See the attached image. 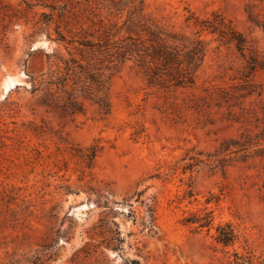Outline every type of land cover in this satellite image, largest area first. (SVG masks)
Listing matches in <instances>:
<instances>
[{
  "label": "rangeland",
  "instance_id": "1",
  "mask_svg": "<svg viewBox=\"0 0 264 264\" xmlns=\"http://www.w3.org/2000/svg\"><path fill=\"white\" fill-rule=\"evenodd\" d=\"M249 3L0 0V264L46 245L45 264H228L236 253L264 264V30ZM252 11L264 19L263 6ZM213 13L248 50L202 31L207 56L186 91L150 87L132 61L81 45L127 36L136 15L194 36ZM250 55L262 64L252 73ZM71 58L84 67L66 89L75 114L48 84ZM94 66L108 78L99 94L83 87ZM209 211L211 229L186 222ZM226 224L238 238L223 247Z\"/></svg>",
  "mask_w": 264,
  "mask_h": 264
},
{
  "label": "trees",
  "instance_id": "2",
  "mask_svg": "<svg viewBox=\"0 0 264 264\" xmlns=\"http://www.w3.org/2000/svg\"><path fill=\"white\" fill-rule=\"evenodd\" d=\"M249 1L250 20L264 30V19L261 21L257 20V16H254L252 11L255 5L264 7V0ZM212 17L213 19L202 21V29L194 36H187L167 28L150 18L147 19L145 15H136V18L132 17L125 23L128 24L130 22L127 36L114 41L108 38L105 42L88 40L81 43V45L90 49L93 53L103 55L104 61L114 58V60L109 61L110 63H115V61L118 63L132 61L144 74L150 87L166 92L186 91L196 86L197 72L204 64L207 56L208 43L202 39L200 34L202 31H208L213 36H217V40L221 45L235 46L243 55H246V50H248V40L243 33L239 32L230 22H227L221 14L213 13ZM247 63V67L251 73L262 68L261 62L253 55H250ZM65 64L67 66L65 68V76L61 74V70H58V73L54 72L52 76L56 77V81L51 80L48 83L49 85L60 83L66 90L70 86L69 82L74 79L71 77H75L76 75L75 66L84 68L74 58L66 61ZM90 66L91 63L87 62L86 68L88 69ZM94 69H97L98 72L89 74L87 78L90 79V84H86L88 82L86 81L83 83V87H86L84 89L87 90L94 89L99 94L104 92L108 78L105 76L103 67L96 68L94 66ZM105 69H110V67ZM74 91L76 89H73L70 93L66 90L69 94L67 108L72 114L77 113L81 109L77 101L71 100ZM209 96L213 97V94L210 93ZM99 103L106 113L110 112V106L106 97L100 96ZM190 107L198 108L199 106L193 105ZM263 136L262 134L261 139H264ZM244 139L245 150L253 143L250 137H244ZM186 222L196 223L198 224V228L207 227L211 229L214 222L213 211H209L205 215L189 218ZM217 233L216 241L223 247L233 245L238 238L230 224L218 226ZM117 241L119 244L115 245L114 249H119L120 247L121 240L118 238ZM51 247L46 245L43 250L24 253L17 260L13 261L12 258L6 264H45L52 257L49 255V252L45 251L50 250ZM233 256V259L229 257L228 264H246L243 256H239L238 253ZM133 264H138V262L134 261Z\"/></svg>",
  "mask_w": 264,
  "mask_h": 264
}]
</instances>
